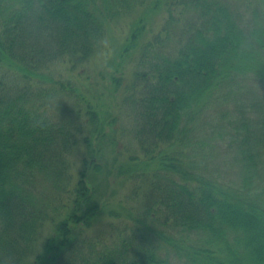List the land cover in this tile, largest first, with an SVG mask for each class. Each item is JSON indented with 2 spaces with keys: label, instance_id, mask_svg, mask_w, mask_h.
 <instances>
[{
  "label": "trees",
  "instance_id": "16d2710c",
  "mask_svg": "<svg viewBox=\"0 0 264 264\" xmlns=\"http://www.w3.org/2000/svg\"><path fill=\"white\" fill-rule=\"evenodd\" d=\"M244 1L251 18L230 0H0V264L166 262L133 234L97 259L92 243L87 253L77 250L72 223L94 215L110 190V178L121 175L142 178L132 190L144 201L137 202L145 215L140 220L152 207L158 209L162 217L153 213L149 219H160L162 229L150 226L146 232L173 247L184 264H264V0ZM145 4L149 10L131 24L122 55L138 49L154 10L164 8L167 17L160 33L140 47L138 69L123 88L137 120L138 143L121 149L127 129L113 127L111 134L107 128L117 119L116 102L109 116L89 108L77 122L81 113L63 110L66 104L58 97L75 86L56 67L67 62L74 70L86 63L111 22ZM166 42L181 47L171 51L173 58L161 46ZM120 77H111L115 90ZM229 102L237 106L234 112L224 111ZM207 119L213 125L211 140L200 146L212 150L196 159L201 152L195 137ZM229 123L236 134L228 133ZM223 137L239 146L247 169L237 187L220 184L218 175L200 169L216 155L214 145ZM81 140L92 159L84 158L69 190V155ZM99 143L109 144L114 153L104 165L94 160L104 157ZM119 155L125 161L119 162ZM253 183L262 191L251 189ZM37 184L53 188V197L37 198L32 191ZM67 190L73 206L56 222L50 212L58 209L52 205ZM81 206H87L83 214ZM50 221L56 223L55 235L39 249L40 233Z\"/></svg>",
  "mask_w": 264,
  "mask_h": 264
},
{
  "label": "rangeland",
  "instance_id": "374dc122",
  "mask_svg": "<svg viewBox=\"0 0 264 264\" xmlns=\"http://www.w3.org/2000/svg\"><path fill=\"white\" fill-rule=\"evenodd\" d=\"M230 1L236 8L241 7L242 9H244L245 17L247 13V15H249V18H251L250 13L252 9L246 6V1ZM149 4L151 5L152 3ZM149 4H145L136 8L134 12L126 15L125 17L113 20L110 24L111 28L104 38L102 45L86 63L77 66V68H75L74 70H71L69 68L70 65L67 62H65V64H59L56 67L60 72L59 76L66 81L71 80L72 84L75 86L73 87L74 89L68 88L67 91L66 89L64 91L65 93L69 94V97H71L75 102L79 103V106L77 108L74 107V101L72 99H66L67 94H65V96L61 94L60 96V94L58 93V97L61 100V104H66L63 110L71 111V113L72 111L76 110L78 113H81V118L77 115L79 117L77 122H80L83 119L89 108L98 111V114L100 113V115L101 113H104L105 116H109V110L112 109L113 103L116 102L117 106L115 110L116 112H118L117 119L112 123V125L107 128L109 130V133L111 129H114L117 126V129L119 131L121 127L127 129L122 133V138L120 139L121 149H124V146L126 144H128L132 148H134L133 145L137 147L138 143L136 139V131L138 128L137 120H135L134 118V110L130 107L131 105L124 101L126 92H124L123 88L131 82L135 71H137L138 69L137 58L139 57L140 47L144 44V42L153 39L154 36H157L160 33L163 23L165 22V19L167 17V13L164 8L154 10L151 16H149V18L145 21V33H143L141 39L138 40V49L134 50L131 53H128L129 55H122L120 53L121 48L128 35L130 34V31L132 29L131 24L136 21L137 17L140 16L145 11V9L149 10ZM159 45H161V43ZM161 46H163L164 49L169 50L166 51V55L169 57H172L174 55L171 53V51H176L181 48L180 46L178 47V45L169 44L168 42L164 43ZM113 75H115V77L121 76L120 86L117 90L114 89L115 85L111 79ZM249 83L251 84V86H253L252 88L255 87L253 81H250ZM235 91L236 89H233L232 93H234ZM89 106H92L94 108H91ZM227 109L230 112H234L237 109V106H234L233 102H229L225 106L224 111H226ZM61 112L58 113L61 114ZM252 112V109H250V115L255 118V113ZM64 116L69 118L70 115L64 114ZM231 117L234 119V121L236 120V114H231ZM207 122L208 123H206V121H203V123L201 124L202 129L198 131L197 136L195 137V139L197 140V143L195 145L198 144L199 151H202L205 154L209 153L210 150H212V148L210 149L209 146H200L202 142L208 143V139L211 140V137H209V130H211L212 123L208 119ZM221 122L224 124L223 120ZM216 124H218L217 127L221 126L220 121H217ZM253 125L254 124H251V126ZM228 126V133H231V135L236 134L234 125L229 123ZM112 133L114 132L111 131V134ZM99 145L103 147V150H105L104 157L99 160H94H96L98 164L104 165V163L112 159L114 153H109V150L111 151V147L109 144L102 146L99 143ZM161 145L162 144H160V146ZM214 146L215 147L213 152H215L217 156L212 154L213 157L211 159L206 160L204 163H202L200 166L201 171L205 173V175L209 176L213 175V173L214 176L218 175L219 183L225 186H239L242 183L245 172L247 170L242 162V159L238 156L239 152L237 151L239 150V146L235 143H232L230 137H223V139L218 140ZM75 149V152L72 151L71 155H69V159L72 164L70 171L73 178L71 184L67 185L69 190L74 189L78 175L84 167V158L88 157V159H92V157L87 153V145L86 143H84V140H81L79 142V145ZM251 149L255 150V143H253V140L251 141ZM202 152L197 154V156L195 155L196 157H194L197 159V157L204 155V153ZM124 159L125 155L118 156L119 162L125 161ZM217 172L223 173V175L220 176L219 174H215ZM90 173L92 175L94 172L91 171ZM91 177H93V175ZM110 179L111 187L110 190H107V195H105V197L103 196V199L105 201H103V204L100 205L101 208L99 207L94 215H91L88 218L85 217L82 221L72 223L73 229L71 231V236H76L75 239L80 242L77 250L79 249L82 253H87L86 251L90 250L89 246L92 243V256L97 259L101 254H108L110 250H114L115 248L119 247L123 236H129L130 234H133L139 238L138 240H140L141 243L146 246L148 251H152V249H155L156 252L159 253V256L166 259V262H163L161 264H184V258L181 259L173 247L167 244V242H164V240L161 238L156 239L154 233L146 232L147 228H150V226L155 230L162 229L159 223L160 219H149L150 214H157L158 209L152 207L150 214H147L146 220H140V218H144L145 215L143 209H141L140 207L139 209L137 208V202L144 201L139 200V198H141L140 195L132 194V190L135 187V184L139 185L143 182L142 178L137 177L136 179H127L124 177V175H121V177L116 176L114 179H112V177ZM37 185V188L34 186L32 187V191L35 195H37V198H41L42 196H44L45 198L53 197V188L47 190L45 186H42L40 184ZM249 187L251 189L256 188L257 191H262L260 187L263 186L258 187L253 183V186L252 184H250ZM69 190L65 191L62 196L56 197V202H54V204L52 205H55V207L58 209V213H55V215L50 212L51 215L55 216L56 222L65 219L69 211H71L73 203L70 197L71 193ZM231 192L234 191L231 190ZM260 199H263L262 201H264V196ZM80 208L83 214L87 206H81ZM113 210H117V213L113 214ZM157 217L161 218L162 214H157ZM55 228L56 223L52 221L44 225L39 236V249L43 247L48 238L54 237L56 232ZM167 233L171 234L172 232L171 230H168ZM174 237L179 238L180 235L174 234ZM225 252H229V249H225ZM239 260L242 261L241 258ZM88 264H90V262Z\"/></svg>",
  "mask_w": 264,
  "mask_h": 264
}]
</instances>
